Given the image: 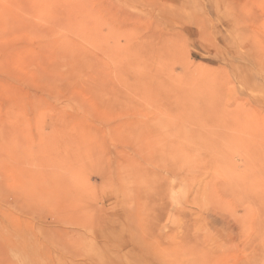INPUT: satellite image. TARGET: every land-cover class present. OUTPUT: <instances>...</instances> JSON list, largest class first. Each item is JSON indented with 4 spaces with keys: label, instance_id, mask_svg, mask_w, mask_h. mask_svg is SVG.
I'll use <instances>...</instances> for the list:
<instances>
[{
    "label": "rangeland",
    "instance_id": "rangeland-1",
    "mask_svg": "<svg viewBox=\"0 0 264 264\" xmlns=\"http://www.w3.org/2000/svg\"><path fill=\"white\" fill-rule=\"evenodd\" d=\"M0 264H264V0H0Z\"/></svg>",
    "mask_w": 264,
    "mask_h": 264
}]
</instances>
